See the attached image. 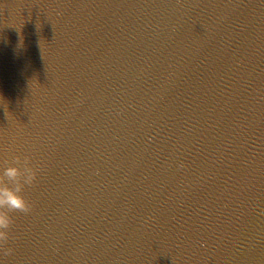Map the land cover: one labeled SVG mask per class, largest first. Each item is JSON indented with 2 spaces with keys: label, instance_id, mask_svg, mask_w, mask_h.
<instances>
[{
  "label": "clouds",
  "instance_id": "clouds-1",
  "mask_svg": "<svg viewBox=\"0 0 264 264\" xmlns=\"http://www.w3.org/2000/svg\"><path fill=\"white\" fill-rule=\"evenodd\" d=\"M37 179V170L29 166L27 160L22 164L19 159L15 166L0 171V244L8 240V229L11 227L9 212H28L30 206L21 194L25 185L33 184ZM13 186H9L8 182ZM13 250L9 249L11 253Z\"/></svg>",
  "mask_w": 264,
  "mask_h": 264
}]
</instances>
